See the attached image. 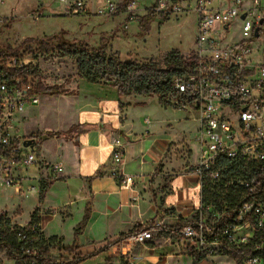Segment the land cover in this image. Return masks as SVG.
Here are the masks:
<instances>
[{
	"label": "built area",
	"instance_id": "1",
	"mask_svg": "<svg viewBox=\"0 0 264 264\" xmlns=\"http://www.w3.org/2000/svg\"><path fill=\"white\" fill-rule=\"evenodd\" d=\"M57 1L64 5L65 14L84 11L81 0ZM102 5L100 13L114 14L118 8L108 1ZM183 10H193L196 15L194 63L188 73L172 79V94L162 98L161 104L192 114L196 123L193 141L197 156L189 168L199 186L196 218L167 226L155 220L129 238L138 244L166 233L207 258L216 247L245 244L257 231L264 233V203L253 200L233 208H214L202 202V191L208 186L241 188L253 195L259 182L256 174L248 171L264 170V0L159 1L151 11L169 15ZM32 18L38 20L39 14L34 13ZM27 66L20 57H0V189L20 188L24 170L42 163L39 143L18 133L12 123L15 113L39 102L30 75L16 79L10 74ZM28 140L31 142L26 146ZM113 146L112 163L119 165L122 143L115 139ZM45 164L54 172L62 171L61 165ZM130 180L125 177L124 183ZM35 187L28 186L27 191ZM209 218L213 220L208 222ZM240 228L250 235L240 237L236 234ZM8 231L20 245L22 256H30L24 264H62L69 260L61 248L57 257L53 256L57 243L50 245L37 223H10ZM39 242L48 247L46 254H42ZM21 261L0 251V264ZM242 264L263 262L251 254L243 258Z\"/></svg>",
	"mask_w": 264,
	"mask_h": 264
},
{
	"label": "crops",
	"instance_id": "2",
	"mask_svg": "<svg viewBox=\"0 0 264 264\" xmlns=\"http://www.w3.org/2000/svg\"><path fill=\"white\" fill-rule=\"evenodd\" d=\"M46 2L41 1L45 6L42 12L49 8ZM96 86V92L75 90L73 95H54L51 99L43 96L48 101L26 106L34 108L27 116L37 124L25 130V136L67 132L74 126L84 131L39 144L42 163L36 165L37 181L41 179L47 188L39 202V186L35 187L31 193L36 195L37 204L26 223H17L28 224L36 210L43 237L54 238L59 248L74 245L73 254L62 252L72 258L82 257L78 264H170L172 257H190L185 252L187 244L166 233L138 244L126 238L99 250L100 243L146 227L153 220L162 221L164 226L191 221L198 206L199 186L196 176L189 173L190 167L168 159L169 148L185 138L174 140L162 129L166 122L150 116H158V97L157 101H147L150 97L144 95L116 97L114 90ZM115 139L122 143L119 165L112 163ZM45 163L61 165L62 171L54 172ZM97 173L99 176L92 178ZM125 177H130V182L124 183ZM5 212L9 216L14 210ZM85 212L88 220L75 236ZM213 258L206 259L218 264Z\"/></svg>",
	"mask_w": 264,
	"mask_h": 264
},
{
	"label": "rangeland",
	"instance_id": "3",
	"mask_svg": "<svg viewBox=\"0 0 264 264\" xmlns=\"http://www.w3.org/2000/svg\"><path fill=\"white\" fill-rule=\"evenodd\" d=\"M41 1L3 0L0 4V45L9 55L12 54L8 49H15L17 51L15 57H20L28 63L26 71L30 73L32 83L36 87L62 85L64 90H76L83 94L96 92L97 89L95 84L88 83L77 75L75 59L62 56L61 50L55 44L52 45L51 51L41 54L35 51V43L31 45L23 43L27 39L43 40L45 37L64 32V38L84 40L94 48L98 47L101 41H105L106 54L115 55L122 61L136 62L148 60L162 62L163 58L172 51L187 57L194 50L196 15L193 10L169 13L165 20H162L163 16L159 13H152L148 31L142 36L139 35L140 30L136 20L149 14L159 1L168 3L170 0H81L85 6H83L84 11L79 15L65 14L64 5L57 0H47L49 8L42 12L45 6ZM107 1L113 5H120L121 8L114 14L100 13L99 7ZM34 13L40 16L37 21L31 18ZM39 96V101H48L44 100L43 96L51 99L54 95ZM149 97L147 101H157V96ZM25 109L15 113L12 120L20 134H25V130H30L37 124L36 120H31L27 116L31 111L33 112L34 108L26 107ZM157 115L150 114L151 117H157L166 122L167 126H163L162 129L173 135L174 140H181L184 137L190 146L185 140L173 144L169 148L168 159L171 163L177 162L184 168L191 167L197 156V146L193 141L196 128V123L192 120L193 115L184 110L162 106V104ZM42 122L48 123L50 120L43 119ZM36 165L24 170V177L27 176V179L22 182L20 188L14 186L0 189V215L8 217L10 223H13V220L14 223L17 221L26 223L30 211L37 204L36 195L27 191L28 186L40 185L37 182L39 171ZM13 210L14 213L10 214L11 216L5 212H13ZM212 220L209 218L208 222ZM152 223L154 220L147 225L151 226ZM236 234L242 237L248 232L247 229L240 228ZM58 249H60L59 246L52 251L53 256L57 257ZM134 249H138V246ZM213 252V254H207V259L219 256L213 258L216 263L235 264L225 255L223 248L216 247ZM65 256L69 260L72 259V255ZM168 261L170 264H192V259L187 256L172 257ZM1 264L8 263L1 262Z\"/></svg>",
	"mask_w": 264,
	"mask_h": 264
},
{
	"label": "trees",
	"instance_id": "4",
	"mask_svg": "<svg viewBox=\"0 0 264 264\" xmlns=\"http://www.w3.org/2000/svg\"><path fill=\"white\" fill-rule=\"evenodd\" d=\"M178 1V0H175ZM118 5L117 9H120ZM152 11L146 14L141 19H137L140 33L144 35L148 31L149 23L152 20ZM162 20L168 18V14H161ZM23 43L31 45L36 44L35 51L41 54L48 53L52 50V45H56L61 50L64 57L75 59L77 75L86 82L99 85L105 89L114 90L116 97H125L129 95H144L157 96L159 102L161 99L172 94V79L188 73L194 63L192 53L187 57H183L177 51H172L166 55L162 62L155 60H148L143 62L136 61H122L115 55L106 54L107 43L101 41L98 47L94 48L88 45L84 40H68L64 38V32L57 35L45 37V39H27ZM12 55L6 54L0 45V57L17 56L15 49H8ZM24 70H15L10 74L16 79L25 78L30 73ZM36 92L38 95H73L72 90H64L62 85L37 86ZM84 131L82 128L74 126L67 132H39L29 137L36 140L37 143L48 138H67L72 134L76 135ZM250 174H256L258 178V187L253 195H249L247 191L241 188L230 187H213L208 186L203 189L202 202L214 206V208L224 206L233 208L243 202H250L255 200L257 203H264V170H249ZM95 174L92 178L98 177ZM91 179V178H90ZM47 184L40 182L39 185V202H42ZM222 203H225L224 205ZM196 215L191 219L193 221ZM37 211H33L30 215L29 224H38ZM88 220V212H85L80 224L75 229V236L83 229ZM40 228L42 224L40 223ZM10 220L4 215H0V251H5L8 258L22 260L19 264L28 262L30 256H22L20 245L16 242L14 235L9 233ZM147 227H137L135 230L129 231L120 235L117 238L109 239L108 241L99 244V250H107L113 244L131 237L135 233L144 230ZM264 233L257 231L252 239H249L245 244L230 245L223 248L225 255L230 257L235 264H242V260L247 255H257L261 258L264 264ZM263 238V240H261ZM50 245L55 244V239H47ZM59 246V244H55ZM39 248L42 254L48 252V247H43L42 242H39ZM75 246L61 248V250L73 254ZM185 252L191 257L192 264H212L207 261L205 255L196 250L186 247ZM41 260V259H40ZM83 260L82 257H74L62 264H78ZM23 262V263H22Z\"/></svg>",
	"mask_w": 264,
	"mask_h": 264
},
{
	"label": "water",
	"instance_id": "5",
	"mask_svg": "<svg viewBox=\"0 0 264 264\" xmlns=\"http://www.w3.org/2000/svg\"><path fill=\"white\" fill-rule=\"evenodd\" d=\"M30 142H31V141L28 140V141L25 143V145H26V146H29Z\"/></svg>",
	"mask_w": 264,
	"mask_h": 264
}]
</instances>
